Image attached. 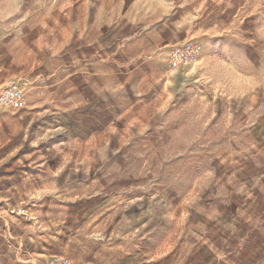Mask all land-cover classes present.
<instances>
[{
	"label": "rangeland",
	"instance_id": "obj_1",
	"mask_svg": "<svg viewBox=\"0 0 264 264\" xmlns=\"http://www.w3.org/2000/svg\"><path fill=\"white\" fill-rule=\"evenodd\" d=\"M139 1L0 0V88L14 78V45L61 54L95 20L115 22ZM144 1L154 20L119 57L130 107L114 115L103 104L61 115L0 109V264H45L20 259L14 228L39 226L45 201L93 178L148 215L149 243L163 242L166 257L211 256L173 242L190 211L222 200L253 208L248 184L264 163V0ZM186 42L200 44L199 59L169 71V50ZM243 255L264 264V254Z\"/></svg>",
	"mask_w": 264,
	"mask_h": 264
},
{
	"label": "crops",
	"instance_id": "obj_2",
	"mask_svg": "<svg viewBox=\"0 0 264 264\" xmlns=\"http://www.w3.org/2000/svg\"><path fill=\"white\" fill-rule=\"evenodd\" d=\"M155 12L153 4L142 0L115 22L100 25L95 20L77 35L74 49L58 55L32 56L19 42L12 53L15 79L4 82H18L25 92V106L36 111L50 109L61 115L103 104L114 115L127 109L132 100L124 76L118 74L122 72L119 57L128 42H143ZM255 175L257 181L248 184L247 201L253 203L250 212L238 210L229 200L206 204L189 212L193 219L184 238L173 237V242L181 243L179 247L210 253L208 260L187 255L166 257L163 242L156 247L149 243L148 215L142 209L134 213L127 195L106 192L95 178L77 184L80 187L67 198L45 201L38 228L31 223L16 225L20 239L17 254L28 262L62 255L71 264H250L244 253L256 258L264 254V187L257 186L264 184V163L256 165Z\"/></svg>",
	"mask_w": 264,
	"mask_h": 264
},
{
	"label": "built area",
	"instance_id": "obj_3",
	"mask_svg": "<svg viewBox=\"0 0 264 264\" xmlns=\"http://www.w3.org/2000/svg\"><path fill=\"white\" fill-rule=\"evenodd\" d=\"M201 53L200 44L186 42L181 45L173 46L169 50L167 57V69L175 71L180 67L195 64ZM26 98L23 89L18 82L7 80L5 85L0 88V109L1 108H24ZM45 264H71L69 259L62 255L51 256Z\"/></svg>",
	"mask_w": 264,
	"mask_h": 264
}]
</instances>
